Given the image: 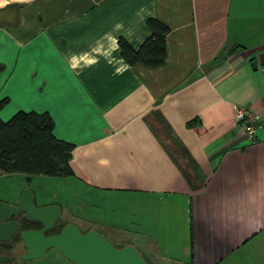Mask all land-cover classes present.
<instances>
[{
  "label": "crops",
  "instance_id": "obj_1",
  "mask_svg": "<svg viewBox=\"0 0 264 264\" xmlns=\"http://www.w3.org/2000/svg\"><path fill=\"white\" fill-rule=\"evenodd\" d=\"M151 17L165 60L130 64L119 39L137 49ZM0 65V118L49 114L73 144L64 179L105 198L122 243L152 264H264V0H0ZM238 105L261 115L254 143Z\"/></svg>",
  "mask_w": 264,
  "mask_h": 264
},
{
  "label": "trees",
  "instance_id": "obj_2",
  "mask_svg": "<svg viewBox=\"0 0 264 264\" xmlns=\"http://www.w3.org/2000/svg\"><path fill=\"white\" fill-rule=\"evenodd\" d=\"M146 24L150 34L137 49L122 38L119 39V46L128 63L141 62L156 67L165 60V38L169 28L153 17L148 18ZM2 68L0 65V70ZM6 102L5 98L0 100V109ZM72 149V143L55 137L52 118L46 112L20 110L8 120L0 118V171L4 174L18 172L26 175L68 177L72 175L69 165ZM21 222L33 223L25 217ZM11 239H20L19 234H14ZM5 243L0 242L7 246ZM122 245L124 244L116 246ZM143 258L151 264L144 256Z\"/></svg>",
  "mask_w": 264,
  "mask_h": 264
},
{
  "label": "water",
  "instance_id": "obj_3",
  "mask_svg": "<svg viewBox=\"0 0 264 264\" xmlns=\"http://www.w3.org/2000/svg\"><path fill=\"white\" fill-rule=\"evenodd\" d=\"M60 214L58 204L35 205L33 192L25 188L15 204L0 200V242H8L18 233L25 250L20 255L22 260L41 258L49 249H54L74 264H150L134 245L117 247L97 230L82 233L71 222L59 233L45 234L55 226ZM18 215L40 223L41 227L20 229ZM9 260L8 255L0 252V264Z\"/></svg>",
  "mask_w": 264,
  "mask_h": 264
},
{
  "label": "rangeland",
  "instance_id": "obj_4",
  "mask_svg": "<svg viewBox=\"0 0 264 264\" xmlns=\"http://www.w3.org/2000/svg\"><path fill=\"white\" fill-rule=\"evenodd\" d=\"M64 178L52 175H26L18 172L0 175V200L15 204L22 190L29 188L34 194L35 205L58 204L61 206V215L55 230H58L65 223L72 222L82 231L96 229L115 245L124 244L122 243L123 239L131 240L133 238L131 232L120 229L117 220L110 215L107 218L109 212L106 209L105 198H103L102 204L97 207L89 190L80 185L71 184L69 180ZM118 204V208H124L130 202L126 200L125 202L120 201ZM101 216L102 223H100ZM23 217L19 215L17 219L22 221ZM112 228L116 231L115 235ZM114 238L120 240L115 241ZM5 244L8 247L1 245V250L5 251L4 253H11L13 257V260L6 264H74L54 249H49L41 258L23 261L19 258V254L24 252L23 243L20 239L16 241L11 239Z\"/></svg>",
  "mask_w": 264,
  "mask_h": 264
},
{
  "label": "built area",
  "instance_id": "obj_5",
  "mask_svg": "<svg viewBox=\"0 0 264 264\" xmlns=\"http://www.w3.org/2000/svg\"><path fill=\"white\" fill-rule=\"evenodd\" d=\"M236 124L242 129L248 143L256 141V135L259 128L262 127L261 115L252 112L250 108L244 105H238L234 110Z\"/></svg>",
  "mask_w": 264,
  "mask_h": 264
},
{
  "label": "flooded vegetation",
  "instance_id": "obj_6",
  "mask_svg": "<svg viewBox=\"0 0 264 264\" xmlns=\"http://www.w3.org/2000/svg\"><path fill=\"white\" fill-rule=\"evenodd\" d=\"M61 215V214H60ZM19 216V215H18ZM17 216V217H18ZM21 216H23V215H21ZM17 217H16V219H17ZM18 220V219H17ZM19 221V223H20V229H30V228H40L41 227V225H40V223H38V222H35V221H32L33 223H31V222H24L25 224H23L20 220H18ZM29 221H31V220H29ZM58 221V220H57ZM31 223V224H30ZM57 223V222H56ZM67 224V223H66ZM65 224V225H66ZM55 226H56V224H55ZM55 226L51 229V230H49V231H47V232H45V234H56V233H59L60 232V230L62 229V227L64 226H62L60 229H58V230H55ZM79 228V227H78ZM81 230V229H80ZM89 230H91V229H89ZM89 230H86V231H82L81 230V232L82 233H85V232H87V231H89ZM9 242V241H8ZM9 247L11 248V246L9 245ZM1 248H2V246H1V244H0V252L2 253V254H6V255H8L9 257H10V260L8 261V263L9 262H11L12 260H13V257L11 256V253H8V252H6V253H4L5 251H3V250H1ZM8 251V250H7ZM24 252H25V250H24ZM24 252H22V253H24ZM22 253H20L19 254V258H20V255L22 254ZM24 261V260H23Z\"/></svg>",
  "mask_w": 264,
  "mask_h": 264
}]
</instances>
